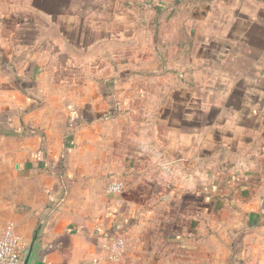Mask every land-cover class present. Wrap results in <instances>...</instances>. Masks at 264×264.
<instances>
[{
    "label": "rangeland",
    "instance_id": "1",
    "mask_svg": "<svg viewBox=\"0 0 264 264\" xmlns=\"http://www.w3.org/2000/svg\"><path fill=\"white\" fill-rule=\"evenodd\" d=\"M224 1L0 0V164L13 174L15 164L47 161L49 149L64 150L59 158L68 162V151L85 147L115 166L133 135L155 138L159 148L176 134L165 125L190 126L183 118L197 100L201 116L213 114L209 84L232 70H262L259 60L238 58L240 44L209 41L222 39L231 13ZM54 47H69V58L53 57ZM35 148L43 155H32ZM206 173L199 171L203 182ZM175 183L157 186L130 222L116 224L106 243L121 237L124 251L118 259L105 253L100 264H264V224L239 235L233 214H210L208 187ZM176 227L185 232L179 242ZM20 245L23 257L28 243Z\"/></svg>",
    "mask_w": 264,
    "mask_h": 264
},
{
    "label": "crops",
    "instance_id": "2",
    "mask_svg": "<svg viewBox=\"0 0 264 264\" xmlns=\"http://www.w3.org/2000/svg\"><path fill=\"white\" fill-rule=\"evenodd\" d=\"M223 7L231 13L224 17L222 39L209 41L240 44L238 58L259 60L262 70H238L239 74L232 70L229 80L209 84V96L217 95L213 107L208 105L213 114L201 116L197 100L183 118L190 126L178 129V121L165 125V132L171 129L176 134L159 148L155 138L133 135L134 141L120 153L123 161L115 166L94 161L85 147L68 151V162L59 158L64 150L49 149L47 161L15 164L13 174L6 162L0 164V237L10 229L21 248L20 244L29 246L37 232L34 264H100L116 224L130 222L129 216L142 210L137 202L152 199L157 186L166 190L172 179L176 188L188 182L189 191L208 187L203 196L210 214H233L239 225L232 229L239 235L264 224V0H225ZM196 34L191 37L192 52L199 40ZM69 51L54 47L50 54L67 59ZM195 93L199 96V90ZM203 122L209 126L201 136ZM17 132L22 135L24 129ZM63 132L51 137L61 139ZM139 139L144 141L138 144ZM31 153L43 155L36 148ZM203 161L207 164L201 168ZM201 170L207 172L206 182L200 180ZM112 180L123 182L121 193L106 191ZM184 233L177 227L171 232L177 242Z\"/></svg>",
    "mask_w": 264,
    "mask_h": 264
},
{
    "label": "built area",
    "instance_id": "3",
    "mask_svg": "<svg viewBox=\"0 0 264 264\" xmlns=\"http://www.w3.org/2000/svg\"><path fill=\"white\" fill-rule=\"evenodd\" d=\"M124 184L118 180H112L107 185V192L111 194L121 193ZM124 241L121 237L110 239L108 249L111 259H118L124 251ZM22 255L18 237L10 230L4 231L0 237V264H21Z\"/></svg>",
    "mask_w": 264,
    "mask_h": 264
},
{
    "label": "water",
    "instance_id": "4",
    "mask_svg": "<svg viewBox=\"0 0 264 264\" xmlns=\"http://www.w3.org/2000/svg\"><path fill=\"white\" fill-rule=\"evenodd\" d=\"M37 232L32 237L31 242L27 248V250L24 252V255L22 257V264H34L35 260V250L33 249V242L35 240Z\"/></svg>",
    "mask_w": 264,
    "mask_h": 264
}]
</instances>
